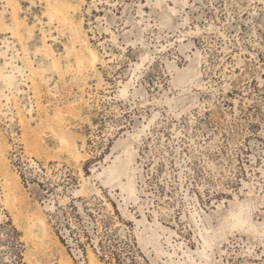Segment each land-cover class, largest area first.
<instances>
[{
	"label": "rangeland",
	"instance_id": "374dc122",
	"mask_svg": "<svg viewBox=\"0 0 264 264\" xmlns=\"http://www.w3.org/2000/svg\"><path fill=\"white\" fill-rule=\"evenodd\" d=\"M137 159L199 264H264V0H0V264H141L93 172Z\"/></svg>",
	"mask_w": 264,
	"mask_h": 264
},
{
	"label": "bare ground",
	"instance_id": "6f19581e",
	"mask_svg": "<svg viewBox=\"0 0 264 264\" xmlns=\"http://www.w3.org/2000/svg\"><path fill=\"white\" fill-rule=\"evenodd\" d=\"M190 61H191V58H190ZM18 66L16 67V69L19 71H23ZM190 70H191L190 65L183 69H180L176 75V78L182 80L188 77L190 75ZM101 163L102 164H100V167H97V166L93 167L94 174L101 181L102 185L108 189V192H109V195L111 196L112 201L115 204H117L118 208L127 217V219L134 221L136 225L135 231L140 241V244L145 250V252L148 254V256L150 257V260L154 264H199L197 262V259L200 260L201 258L197 254H195V251L192 249H197V247L202 242L199 225L200 224L202 225V223L206 221V218H208L207 215L202 216V214L199 213L203 217V220H201L200 216H197L198 220L197 219L194 220L192 218V212L194 211L190 212V217L187 214L183 215V219L189 220L192 223L194 222V225L199 230L197 233H199L200 239L199 238L197 239V242H196L197 244H196V247L194 248L190 244H188L184 240L183 237H181L178 230H176L172 226L165 224L161 220L160 212L156 208L155 209L151 208L152 206L148 199L150 197V193L143 185L142 187L140 185V180L142 182H144L145 180V168L142 167V165L139 163V160L136 166V171L133 176L134 181H135L136 192L133 198L129 199L127 203H125V200L121 196L120 188L112 190L111 187L105 185L102 182V179L98 176L99 172L103 170L102 165L106 163V160L105 162L102 161ZM131 166H132V162L130 160L123 162L121 164L115 165L116 173L112 179L113 180L117 179L116 182H118L119 179L123 176V174L128 173L131 170ZM115 185L116 184H114V186ZM95 191H97L99 194H102V191L100 188H96ZM107 204L110 207H112V204L109 201H107ZM131 205H135L137 207V212L139 213V215H136L130 209ZM242 211H243V208H239L235 211H231V215L229 219L231 220L232 229H245V227H247V225L249 224V219L245 218V216L242 215ZM149 212L154 213L153 221H150V217L148 215ZM155 222H156V226L150 225V223H155ZM170 234L172 235V237L170 236ZM189 248H192V249H189ZM219 249L220 248L215 249V252H214L215 260L212 264H219V261L217 259L218 257L216 255L217 253H220V252L224 253L225 251H227V250H221V249L219 251ZM186 250L188 251L187 256L185 254ZM204 252L206 251L204 250ZM195 255L197 256V259ZM92 257L96 259V256L93 252L90 253V259Z\"/></svg>",
	"mask_w": 264,
	"mask_h": 264
},
{
	"label": "built area",
	"instance_id": "2783aa9c",
	"mask_svg": "<svg viewBox=\"0 0 264 264\" xmlns=\"http://www.w3.org/2000/svg\"><path fill=\"white\" fill-rule=\"evenodd\" d=\"M141 185V184H140ZM141 187H142V185H141ZM149 200H150V198H148ZM150 202V201H149ZM114 203V202H113ZM117 205V204H116ZM118 207V206H117ZM131 207H132V205H131ZM131 207H130V209H131ZM153 207V206H152ZM137 208V207H136ZM134 213L136 214V215H139V213L137 212V209L134 211ZM150 213H152V212H149L148 213V215H149V217H150ZM154 214V213H153ZM129 221H131V220H129ZM132 222H134V221H132ZM136 226V225H135ZM90 232V235H91V237H92V241H95V239H96V241H95V243L97 244H95V246H96V248H99V245H100V240H99V238H100V236H98V234L97 233H95V232H91V231H89ZM135 233H136V231H135ZM95 238V239H94ZM136 238H137V240H136V242H137V244H138V246L140 247V249H141V252H142V254H143V257H144V259H143V261H142V263L141 264H154L151 260H150V257L148 256V254L145 252V250L143 249V247L141 246V244H140V241H139V239H138V236H137V234H136ZM184 240L186 241V238H184ZM189 244V243H188ZM98 246V247H97ZM121 248H123L124 249V247H121ZM91 252H93V251H91ZM94 253V252H93ZM95 254V253H94ZM98 254H100L99 252H98ZM96 255V254H95ZM113 256H114V259L116 258L115 257V254L113 253ZM106 259L107 258H109L108 257V254L107 255H105L104 256ZM75 258L77 259V260H79L81 263H83V264H85L87 261H88V252L86 253V255H85V252L83 251V250H79V252H76V254H75ZM128 262V264L130 263L131 264V262L129 261V259L127 260ZM123 263L124 264H126V262L125 261H123Z\"/></svg>",
	"mask_w": 264,
	"mask_h": 264
}]
</instances>
